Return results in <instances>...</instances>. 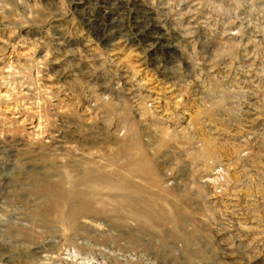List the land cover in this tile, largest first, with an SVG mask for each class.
I'll return each instance as SVG.
<instances>
[{
	"label": "rangeland",
	"instance_id": "rangeland-1",
	"mask_svg": "<svg viewBox=\"0 0 264 264\" xmlns=\"http://www.w3.org/2000/svg\"><path fill=\"white\" fill-rule=\"evenodd\" d=\"M0 264H264V0H0Z\"/></svg>",
	"mask_w": 264,
	"mask_h": 264
},
{
	"label": "bare ground",
	"instance_id": "bare-ground-1",
	"mask_svg": "<svg viewBox=\"0 0 264 264\" xmlns=\"http://www.w3.org/2000/svg\"><path fill=\"white\" fill-rule=\"evenodd\" d=\"M122 25V24H121ZM115 27V26H114ZM119 27V26H118ZM144 27V26H143ZM144 32V31H143ZM142 37V36H141ZM108 39V38H107Z\"/></svg>",
	"mask_w": 264,
	"mask_h": 264
}]
</instances>
